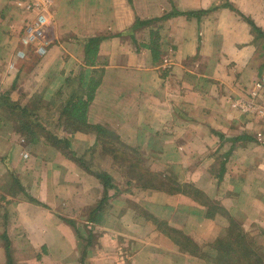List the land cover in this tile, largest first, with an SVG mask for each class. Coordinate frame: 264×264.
Here are the masks:
<instances>
[{
	"label": "crops",
	"instance_id": "crops-1",
	"mask_svg": "<svg viewBox=\"0 0 264 264\" xmlns=\"http://www.w3.org/2000/svg\"><path fill=\"white\" fill-rule=\"evenodd\" d=\"M118 147L264 229V0H0V264H217Z\"/></svg>",
	"mask_w": 264,
	"mask_h": 264
},
{
	"label": "rangeland",
	"instance_id": "rangeland-1",
	"mask_svg": "<svg viewBox=\"0 0 264 264\" xmlns=\"http://www.w3.org/2000/svg\"><path fill=\"white\" fill-rule=\"evenodd\" d=\"M33 106L35 108H33ZM37 102L35 101L32 104V107L26 112L27 119L31 118L33 121L28 122V128L30 131L34 132L37 131L38 133H41L43 135H48L50 133H54L56 127L55 126H38V123L34 121L36 119V116H49L50 110L49 107L45 110H37ZM26 119V118H25ZM39 119V117H38ZM48 120V119H47ZM41 122H44L40 119ZM36 123V125H34ZM31 124V125H30ZM37 126V127H36ZM50 136V135H49ZM107 141V140H106ZM116 144L111 143L108 141L106 143L107 150H111L112 147H114ZM60 149L65 150V146L63 143H60ZM119 149H127L124 150L125 157H124V163L130 165V163H133L132 166H138L139 171L135 177L138 178V181L140 183H149L152 186L155 187H164L165 191L169 193L170 195L175 194H187L190 195L196 202H198L201 206H203L204 209V215L208 217L210 220L207 225H203L201 223H194V222H187L186 229L189 231H192V233L196 232L204 237L203 239H206L203 243L204 246L209 248V252L206 256V260L213 261L217 264H264V248L262 243L263 239V228L258 225L257 222L252 220H245L244 222V214H235L231 215L229 213V210L224 208V206H221L218 202L215 200L213 201L210 196H207V194L194 187V185L183 182L182 178L174 171L168 168V165L164 163L163 166V160H159L155 162H152V159L149 161V159L142 153H138L137 155L134 154L133 151H130L128 148H120ZM129 150V151H128ZM148 162V163H147ZM150 166H154L155 170L157 169H164V175L163 173L157 174H151L150 172H146V167L149 168ZM165 176V178H164ZM208 177H211L210 172L207 175ZM174 225H179L178 223H174V219L172 218L171 221ZM160 228H164L166 231H171L167 226L161 227V223L159 224L156 220V224ZM172 228V237H174L176 242L184 241L182 244L183 248H188V250H192L195 256L200 255L198 253L199 246L196 244H192L189 237L185 236L181 231ZM178 227V226H177ZM244 235H247V238H244ZM250 235V237H249ZM260 236H262L260 238ZM190 243H189V242ZM186 244V246L184 245ZM223 246V248H222ZM211 248V249H210ZM231 250V253H225V250ZM248 249L247 255L244 254ZM212 251V252H211ZM223 256V258H222Z\"/></svg>",
	"mask_w": 264,
	"mask_h": 264
},
{
	"label": "trees",
	"instance_id": "trees-1",
	"mask_svg": "<svg viewBox=\"0 0 264 264\" xmlns=\"http://www.w3.org/2000/svg\"><path fill=\"white\" fill-rule=\"evenodd\" d=\"M248 22H250L251 23V21L250 20H248ZM252 24V23H251ZM94 39H97V38H91L90 39V45H93V41H94ZM90 96V95H89ZM80 103H83L82 101H80ZM76 109H77V106H75V107H73L72 108V110H74V111H76ZM100 178H101V176H100ZM102 180H103V182H104V184H109L110 183V180H109V177L107 176V175H102ZM222 248H223V246H222ZM247 251L246 252H244V254L245 255H247V253H249L250 254V252H248V249H246ZM228 252H230L231 253V250L229 251V249L228 250H225V253H228ZM234 252V251H233ZM232 252V253H233ZM231 253V254H232ZM222 258H223V256H222Z\"/></svg>",
	"mask_w": 264,
	"mask_h": 264
},
{
	"label": "built area",
	"instance_id": "built-area-1",
	"mask_svg": "<svg viewBox=\"0 0 264 264\" xmlns=\"http://www.w3.org/2000/svg\"><path fill=\"white\" fill-rule=\"evenodd\" d=\"M42 21V19L41 18H39V22H41ZM27 33H28V38L29 39H35V29L33 28V24L32 25H29L28 27H27ZM26 38V37H25ZM27 40V39H26ZM28 41V40H27ZM32 42V41H31ZM260 112V111H259Z\"/></svg>",
	"mask_w": 264,
	"mask_h": 264
}]
</instances>
